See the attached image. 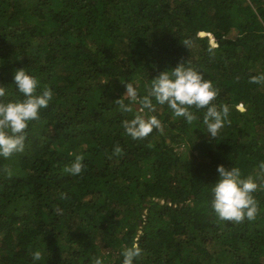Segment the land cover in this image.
Returning a JSON list of instances; mask_svg holds the SVG:
<instances>
[{
    "label": "trees",
    "instance_id": "obj_1",
    "mask_svg": "<svg viewBox=\"0 0 264 264\" xmlns=\"http://www.w3.org/2000/svg\"><path fill=\"white\" fill-rule=\"evenodd\" d=\"M178 62L229 107L215 138L206 109L193 106L188 124L142 103ZM21 67L53 99L29 122L24 151L0 157V264H32L38 248L37 264H122L136 240L133 264H264V0H0V85ZM128 82L132 113L117 103H130ZM17 95L9 85L6 99ZM136 113L163 130L131 138L123 122ZM76 155L84 168L73 176ZM218 165L260 185L255 219L213 212Z\"/></svg>",
    "mask_w": 264,
    "mask_h": 264
},
{
    "label": "clouds",
    "instance_id": "obj_2",
    "mask_svg": "<svg viewBox=\"0 0 264 264\" xmlns=\"http://www.w3.org/2000/svg\"><path fill=\"white\" fill-rule=\"evenodd\" d=\"M199 34H204L199 32ZM257 80L259 78H253ZM14 87L16 97L6 99L8 86ZM125 93L130 103L117 99L121 112L132 113L133 104L138 98V91L132 83L125 84ZM124 93V94H125ZM123 94V95H124ZM218 91L212 81L204 78L197 68L186 66L185 62H178L172 68H165L151 80L147 95L142 98L145 108L154 110L156 104L167 105L176 117H183L188 124L198 120V116L191 110L206 109L203 123L207 133L215 138L218 131L228 122L229 107L212 103ZM0 157L10 158L25 149L26 128L29 122L39 120L42 109L48 107L53 99L51 87L40 88V81L25 67L17 68L12 74V83L0 85ZM241 110H243L241 108ZM125 132L133 139L148 136L153 129L162 131L163 126L156 115L145 118L136 113L130 120L123 122ZM119 147L116 152H119ZM83 155H76L67 171L77 176L84 168ZM264 168V163L260 165ZM217 179L211 187L210 207L220 220L240 222L247 218L253 220L259 211L255 193L260 187L252 177L245 178L239 167L226 168L218 165ZM142 249L139 241H133L125 248L121 255L122 264H133L135 258L141 256ZM43 257V250L31 251L32 264H37ZM92 264H104L99 256L93 258Z\"/></svg>",
    "mask_w": 264,
    "mask_h": 264
}]
</instances>
